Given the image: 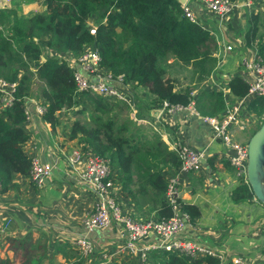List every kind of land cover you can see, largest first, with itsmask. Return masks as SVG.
<instances>
[{
  "label": "trees",
  "instance_id": "obj_1",
  "mask_svg": "<svg viewBox=\"0 0 264 264\" xmlns=\"http://www.w3.org/2000/svg\"><path fill=\"white\" fill-rule=\"evenodd\" d=\"M9 3L0 8V79L14 84V98L10 106L0 109V192L16 189L15 177L28 175L30 157L22 150L27 138L23 107L26 98L34 96L43 103L41 118L45 122L52 128L61 125L69 139L81 141L94 155L109 161L114 183L137 211L144 207L149 213L157 208V218L168 216L162 197L167 177L178 166L175 152L167 149L157 133L145 137L123 103L86 91L74 92L72 70L57 54L44 55L42 61L39 56L46 49L78 55L84 45L91 44L98 52L99 67L122 75L125 82L139 86L157 102L166 99L186 104L192 87L177 88L176 79L167 75L161 61L171 58L189 67L190 82L200 83L215 65L213 35L183 17L178 0H44L43 11L27 16L19 14L14 0ZM90 21L95 26L93 34L87 29ZM256 25L257 13L250 12L242 30L245 46L251 45ZM257 55L264 63V36ZM35 81L41 84L33 93ZM225 88L232 97H241L247 83L233 76ZM194 101L201 114L220 112L222 90L203 89ZM246 108L262 119L264 96L253 97ZM65 110L73 114L66 128V117L61 114ZM251 198L246 183H238L230 192L235 204ZM181 208L191 220L198 215L195 206ZM54 252L65 264H98L94 257H79L66 242L56 245ZM148 256L147 264H219L214 256L191 261L170 252ZM8 263L0 259V264ZM103 264L134 263L113 259Z\"/></svg>",
  "mask_w": 264,
  "mask_h": 264
},
{
  "label": "crops",
  "instance_id": "obj_2",
  "mask_svg": "<svg viewBox=\"0 0 264 264\" xmlns=\"http://www.w3.org/2000/svg\"><path fill=\"white\" fill-rule=\"evenodd\" d=\"M190 4L192 7L196 6L195 1ZM206 19V27L215 30V21L212 18ZM231 25L233 28L238 27L237 30H243L244 16L237 14L231 20ZM256 26L251 45L242 48L245 53L253 54L264 36V9L257 14ZM226 29L235 31L230 29L229 25ZM218 51L220 50L216 48L215 53ZM44 52L52 51L46 49ZM214 56L216 65L218 57ZM215 65L214 72L220 78L212 81L214 85L225 87L226 79L233 76L242 78L240 56L234 51L225 54L224 59ZM209 81L205 78L200 84L203 88L215 90ZM138 90L142 94L138 106L140 117L150 125V129L151 126L157 128L156 133L167 149L172 150L177 143H182L202 152L199 171L178 177L179 202L181 205H192L198 209V215L192 218V225L186 226L181 235L219 252V264H225L233 256L243 258L248 264H259L264 260V204L255 198L237 204L231 201L230 192L239 182L226 160L225 146L218 140L211 139L208 127L198 117L183 111L168 114L161 110L159 102L153 96L145 90ZM227 93L229 94V91L224 88L222 99ZM228 97L233 98L230 94ZM27 108L31 120L28 127L23 125L28 132L22 150L29 157L49 162L51 170L42 186H35L26 176H16L14 182L17 188L0 192V259H7L8 264L23 263L26 260H19V257L24 255L26 250V253H34L29 258L30 264H65L62 256L54 252L56 245L68 243L69 239L82 234L80 218L95 203V197L84 188L80 180V172L89 149L81 141L69 139L65 134L66 129H62L61 125L52 128L42 118L37 117L30 106ZM257 119L261 121L259 117L248 112V123L242 130L231 128L233 139L246 143L251 127ZM63 123L66 128L68 122ZM77 148L81 150L80 156L74 164H70L68 156L71 150ZM115 196L123 211L136 220L157 218V208L149 213L144 207L137 211L119 189ZM85 236L93 244V257L98 264L104 263L100 260L103 253H106L110 260L135 261V258H129L126 253H114V246H120L125 239V233L117 226L93 230ZM142 242L145 241H139L138 244Z\"/></svg>",
  "mask_w": 264,
  "mask_h": 264
},
{
  "label": "built area",
  "instance_id": "obj_3",
  "mask_svg": "<svg viewBox=\"0 0 264 264\" xmlns=\"http://www.w3.org/2000/svg\"><path fill=\"white\" fill-rule=\"evenodd\" d=\"M8 1L0 0V5H4ZM192 1H195V7L190 4ZM179 4L183 17L201 28L209 30L210 34L213 35L215 49L220 50L217 53L214 50L218 62L224 59L225 54L233 51L241 52L240 64L243 67V75L241 76L247 83V89L243 96L233 97L232 99L228 97L230 93H227L228 95L226 94L223 97L222 111L217 115H201L198 112L194 101L198 93L193 88L189 92L190 97L186 104L169 103L166 99H163L159 101L160 108L168 114L183 111L198 117L208 127L211 139L218 140L225 146L226 160L233 169L235 179L239 183L247 184L246 143L234 140L231 128L235 127L237 130H242L245 124L248 123L246 106L249 100L255 96H264V63L257 55L258 46L253 54L242 51V48L246 47L242 30H237L238 27L233 28L231 20L239 13L245 17L250 12L256 13L262 10L264 3L262 0H181ZM206 18H212L215 21V30L206 27ZM228 24H230V29L235 31H228L226 29ZM87 27L88 32L93 34L95 26L88 23ZM51 54H57L56 56L63 59L71 68L75 86L74 92L86 91L108 100L123 102L133 108L131 104H128L129 98L124 91L128 85L123 80L122 75H112L109 70L99 67V56L94 45H84L78 55L69 52H51ZM214 69L207 78L214 89L222 90L223 96L225 87L212 84L214 79L220 78V76L217 77L218 74H215ZM226 81L227 79L224 84ZM13 89V83H7L0 79V109L12 104ZM24 104L23 125L28 127L31 116L27 106H30L33 113L39 118L44 112V106L40 99L33 97L27 98ZM131 119L136 122H143L142 118L135 117L134 111L131 113ZM172 148L179 162L174 175L167 177L163 194V202L169 209V215L148 218L147 220H136L129 213L123 211L115 196L118 185L113 181L115 173L109 161L94 155L90 150L88 151V157L80 172V180L84 184V188L88 189L95 197V203L80 218L82 234L68 240L70 248L75 250L79 257L89 259L94 255L93 244L85 236L86 233L117 226L125 233V239L120 246H114V253H126L129 258H135V261L132 260L134 264H147L148 255L151 252L157 254L170 252L189 261L203 256H214L219 260L221 259V256L214 249L181 235L186 226L192 225V220L182 210L181 203L178 200V177L181 174L185 175L199 171L202 152L193 150L182 143H177ZM80 151L78 148L71 150L68 156L70 164L77 161ZM50 170L51 164L49 162H41L35 157H30L27 178L35 186H42L45 178L50 175ZM139 241L145 242L138 244ZM100 260L106 263L110 261V258L106 253H103ZM230 262L232 264H248L239 256L231 257ZM67 264L71 263L68 262Z\"/></svg>",
  "mask_w": 264,
  "mask_h": 264
},
{
  "label": "rangeland",
  "instance_id": "obj_4",
  "mask_svg": "<svg viewBox=\"0 0 264 264\" xmlns=\"http://www.w3.org/2000/svg\"><path fill=\"white\" fill-rule=\"evenodd\" d=\"M14 1L17 3L18 9H19V14H21L23 16H27V15H30L32 13H37L39 11H43L42 8L44 6V4H43L44 0H14ZM10 5L11 4L8 1V2H6V4L0 5V8L3 9L5 7H9ZM228 25H230V24H228ZM235 52H236V55L238 57L241 56L240 52H237V51H235ZM161 65L165 69L167 75L174 77L176 79L175 86L177 88L183 89L185 87H189V88L194 87L193 89H195L198 94L203 89L204 90L209 89V87L203 88L200 83L195 84V82H193V81L190 82V80H193V79L191 78V70L189 69V67H185L182 64L174 63L173 59H171V58H167L165 61L162 60ZM40 84L41 83L35 81V83L32 85V92L33 93L36 92V90L38 89ZM126 84L128 85V87L124 91L129 98L128 104H131L133 106V108H130L129 105H127L123 102H121V103H123L124 105L127 106V109H128L127 115L131 121H133L131 119V113L133 111H134L135 117L140 119L141 117H140V114L138 111L139 110L138 106H140V101L142 100V94H140L138 89H140L142 91H143V89L140 88L139 86H134L130 82H126ZM134 88H136L137 90H135ZM117 102H120V101H117ZM61 114H62V116L66 117L65 121H67V122H68V120H71L73 117V114L70 110L62 111ZM84 116L86 117L87 114L85 113ZM80 117H83V116H80ZM133 122L135 123V125H137L140 128L142 134L147 138L152 137L153 134H156V132H158L157 128H154L153 126H151L153 128V129L151 128L152 129L151 130L148 127L149 124L147 125L146 121H144V120H143V122H141V121H139V122L133 121ZM260 123L261 122L257 119L256 122L254 123V125H252L251 130L249 132V135H251L255 131V129L259 126ZM66 125H69V124L67 123ZM134 219H136V218H134ZM26 252L27 251L25 250V254L22 255L21 257H19V260L25 259L26 261H24L23 263L18 262L19 264H30L29 258L31 255H34V253H26ZM216 253L221 256V254L219 252L216 251ZM51 263L53 264V262H51ZM100 264H103V263L101 262Z\"/></svg>",
  "mask_w": 264,
  "mask_h": 264
},
{
  "label": "water",
  "instance_id": "obj_5",
  "mask_svg": "<svg viewBox=\"0 0 264 264\" xmlns=\"http://www.w3.org/2000/svg\"><path fill=\"white\" fill-rule=\"evenodd\" d=\"M246 147L247 184L253 198L264 203V116L259 126L247 139Z\"/></svg>",
  "mask_w": 264,
  "mask_h": 264
},
{
  "label": "clouds",
  "instance_id": "obj_6",
  "mask_svg": "<svg viewBox=\"0 0 264 264\" xmlns=\"http://www.w3.org/2000/svg\"><path fill=\"white\" fill-rule=\"evenodd\" d=\"M263 1V0H262ZM179 2V1H178ZM264 3V2H263ZM264 9V8H263ZM262 9V10H263ZM261 11V10H260ZM258 12L259 11H257L256 13L258 14ZM249 15V14H248ZM248 15H245V17H244V19L248 16ZM91 23H92V21H90ZM89 22H87V24H88ZM87 29H88V27H87ZM89 45H91V44H89ZM50 51H52V52H54L53 50H50ZM54 53H56V52H54ZM59 53V52H58ZM60 53H63V52H60ZM44 55H48V56H53L51 53H49V52H46V53H41V55L39 56V61H42L43 60V56ZM42 57V58H41ZM31 97H34V96H31ZM30 98V97H29ZM34 98H36V97H34ZM27 99V98H26ZM38 99V98H37ZM26 101V100H25ZM25 103V102H24ZM25 105V104H24ZM41 118V117H40ZM263 118V117H262ZM262 120V119H261ZM261 122V121H260ZM24 128V127H23ZM25 129V128H24ZM26 131V130H25ZM26 133H27V131H26ZM27 139V138H26ZM90 150V149H89ZM27 177V176H26ZM115 184H117V183H115ZM118 189H119V187H118Z\"/></svg>",
  "mask_w": 264,
  "mask_h": 264
}]
</instances>
